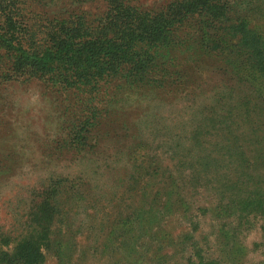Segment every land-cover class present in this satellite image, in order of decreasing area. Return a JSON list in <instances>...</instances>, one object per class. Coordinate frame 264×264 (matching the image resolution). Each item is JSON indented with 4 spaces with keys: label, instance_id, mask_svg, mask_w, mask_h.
<instances>
[{
    "label": "rangeland",
    "instance_id": "1",
    "mask_svg": "<svg viewBox=\"0 0 264 264\" xmlns=\"http://www.w3.org/2000/svg\"><path fill=\"white\" fill-rule=\"evenodd\" d=\"M171 1L133 0L153 11ZM230 3L264 36V0ZM16 6L42 26L55 15L95 19L105 9L75 0ZM186 45L173 53L163 87L114 84L108 113L97 110L80 151L74 136L104 96L88 106L86 96L40 80L0 83V233L9 239L0 264L29 234L28 214L45 190L58 196L42 264H189L197 252L210 264H264V212L243 206L264 191V74L234 42Z\"/></svg>",
    "mask_w": 264,
    "mask_h": 264
},
{
    "label": "trees",
    "instance_id": "2",
    "mask_svg": "<svg viewBox=\"0 0 264 264\" xmlns=\"http://www.w3.org/2000/svg\"><path fill=\"white\" fill-rule=\"evenodd\" d=\"M75 1H100L105 9L95 19L75 12L68 18L55 15L42 26L27 20L20 8L18 14L16 0H0V83L21 78L40 80L52 88L86 96L88 106L97 101V96H104L97 102L105 106H89V114L74 136L77 151L86 148L99 123L97 110L108 113L114 84L163 87L160 79L176 64L173 53L185 44L210 50L212 46L219 49L234 42L248 65L264 74V36L252 26L250 15L235 11L230 0H172L155 11L137 7L133 0ZM200 35L203 42L199 41ZM249 166L243 167L250 170ZM245 176L246 181H251L250 174ZM57 196V190L40 194L28 214L29 234L15 240L12 252L3 254L4 262L43 263L42 247L50 239ZM245 199L243 206L264 212V191L246 195ZM179 201L168 199L165 211H171L172 203ZM156 208L155 202L146 214L150 225L157 223ZM7 241L0 233V243L8 244ZM187 262L205 264L208 259L197 252Z\"/></svg>",
    "mask_w": 264,
    "mask_h": 264
}]
</instances>
